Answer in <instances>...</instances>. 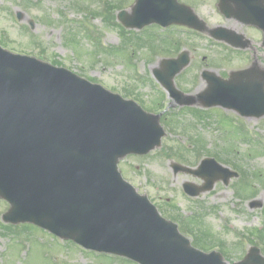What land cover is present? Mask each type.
Segmentation results:
<instances>
[{"label": "water", "instance_id": "1", "mask_svg": "<svg viewBox=\"0 0 264 264\" xmlns=\"http://www.w3.org/2000/svg\"><path fill=\"white\" fill-rule=\"evenodd\" d=\"M220 1L221 11L231 10L233 0ZM234 1L237 13L254 8L259 19L252 20L264 28L263 0ZM118 19L126 27L155 22L205 29L193 10L177 0H136L132 12L120 11ZM209 32L219 38L224 29ZM224 34L230 38L229 32ZM188 60L187 53L163 60L167 72L158 76L180 102L172 77ZM204 77L209 85L199 96L203 105H220L243 116L264 115V76L259 79L246 69L232 72L228 80L210 72ZM163 134L158 116L134 101L66 68L0 46V197L10 203L4 220L32 222L86 248L141 264H224L220 253L193 248L117 168L119 158L160 145ZM173 168L204 180L200 186L183 184L192 196L210 190L216 180L227 183L237 176L213 158L203 159L195 170L178 164ZM258 252L253 247L234 264H264Z\"/></svg>", "mask_w": 264, "mask_h": 264}, {"label": "rangeland", "instance_id": "2", "mask_svg": "<svg viewBox=\"0 0 264 264\" xmlns=\"http://www.w3.org/2000/svg\"><path fill=\"white\" fill-rule=\"evenodd\" d=\"M134 1L0 0V44L11 51L67 67L153 109L162 105L160 102L167 107L171 99L151 72L160 67L164 58L187 50L190 62L175 76V85L183 92V103L173 104L160 117L166 133L160 146L145 155L122 157L119 169L166 218L180 223L197 247L219 244L222 256L230 263L242 259L252 245L258 246L264 255V115L242 117L221 107L207 111L199 98L205 90H196L205 82L201 77L203 70L223 78L242 68L264 70V47L252 43L256 48L233 53L207 34L181 31L180 26L161 30L151 25L124 33L115 15L121 9L130 11ZM179 1L192 6L208 27H235L233 20L220 13L217 0ZM18 12L22 14L20 20L16 18ZM235 28L243 32L241 26ZM171 34L175 38L181 35L185 41L177 51L163 43ZM189 100L193 103L185 104ZM179 139L185 143L183 147L191 143L192 150H184ZM204 157H214L240 173L226 185L218 180L210 191L188 197L182 184L199 185L203 181L181 170L174 172L172 164L195 168ZM253 201L259 206L252 207ZM8 207L0 199V264H136L124 257L86 252L70 242L63 246L62 241L33 225L4 226L1 215ZM53 256L57 262L51 260Z\"/></svg>", "mask_w": 264, "mask_h": 264}, {"label": "flooded vegetation", "instance_id": "3", "mask_svg": "<svg viewBox=\"0 0 264 264\" xmlns=\"http://www.w3.org/2000/svg\"><path fill=\"white\" fill-rule=\"evenodd\" d=\"M262 4L264 5V1L262 2ZM232 19L234 21L235 27H237V26L243 27V32H241V34L244 37L241 41L237 40L238 43H246L247 46H249L250 48L255 47L252 45V43L260 44L264 47V32L262 31V29H260L256 25L246 23V22H242L236 17H233ZM235 27H233L234 30H236L237 32H240ZM245 27H247L248 29L245 30L244 29Z\"/></svg>", "mask_w": 264, "mask_h": 264}, {"label": "bare ground", "instance_id": "4", "mask_svg": "<svg viewBox=\"0 0 264 264\" xmlns=\"http://www.w3.org/2000/svg\"><path fill=\"white\" fill-rule=\"evenodd\" d=\"M205 82H202L198 87L196 88L197 91H202L205 88Z\"/></svg>", "mask_w": 264, "mask_h": 264}]
</instances>
